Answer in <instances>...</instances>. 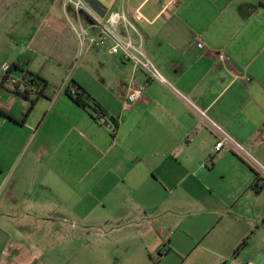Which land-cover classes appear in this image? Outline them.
Segmentation results:
<instances>
[{"label": "crops", "instance_id": "0c3cea01", "mask_svg": "<svg viewBox=\"0 0 264 264\" xmlns=\"http://www.w3.org/2000/svg\"><path fill=\"white\" fill-rule=\"evenodd\" d=\"M97 1L163 81L81 46L63 0H0V84L27 53L48 84L29 113L0 85V264H264V0ZM74 61L108 126L63 94Z\"/></svg>", "mask_w": 264, "mask_h": 264}, {"label": "built area", "instance_id": "2783aa9c", "mask_svg": "<svg viewBox=\"0 0 264 264\" xmlns=\"http://www.w3.org/2000/svg\"><path fill=\"white\" fill-rule=\"evenodd\" d=\"M63 1L64 9L70 6L77 14L78 24L75 25L70 23V27L81 46L87 43L91 48L107 47L111 55H120L134 67L144 71L149 77L158 81H163L162 76L143 50L142 39L137 28L127 19L123 10L107 11L105 16L101 18L91 9L85 0ZM216 56L221 63L228 61V56L223 51H218ZM9 68L10 65L2 66L1 79H6L11 85H17L20 83V78L14 77L9 72ZM243 80L247 84L250 82V78L248 77L243 78ZM135 99V93L127 98L130 103ZM125 106L127 107L128 105L126 104ZM202 115L204 114L202 113ZM223 137L221 141L216 143V150L222 148L224 141H228L234 145L238 152L245 154L243 147L239 143H236L228 136ZM160 252L164 255L166 250L160 249Z\"/></svg>", "mask_w": 264, "mask_h": 264}, {"label": "trees", "instance_id": "16d2710c", "mask_svg": "<svg viewBox=\"0 0 264 264\" xmlns=\"http://www.w3.org/2000/svg\"><path fill=\"white\" fill-rule=\"evenodd\" d=\"M32 59L33 55L27 53L21 56L16 63L10 65L9 72L12 75L15 71H19L21 75L20 83L17 85H11L3 78L1 79L0 84L1 86L9 84L14 93L29 102V109L27 113L30 112L32 107L40 98L45 97L44 90L48 87L47 82L43 78H41L38 74H34L29 71L28 66ZM21 85L23 86L22 88H20ZM63 94L69 97L76 106L90 114L94 120L98 122L106 120L107 115L102 106L75 82H71L70 85L64 89ZM110 126L113 130L117 129L118 124L114 118L110 119ZM207 161L211 162V159H208ZM255 188L256 190H260L261 186L256 183ZM157 254L159 257L163 256L160 250H158ZM158 260L159 258L157 261Z\"/></svg>", "mask_w": 264, "mask_h": 264}, {"label": "rangeland", "instance_id": "374dc122", "mask_svg": "<svg viewBox=\"0 0 264 264\" xmlns=\"http://www.w3.org/2000/svg\"><path fill=\"white\" fill-rule=\"evenodd\" d=\"M76 67H77V63H76V61H74L73 62V64H72V66H71V68H70V73H69V76H70V83L73 81V79H72V77H73V73H74V70L76 69ZM60 85V84H59ZM59 85L55 88V89H59L58 87H59ZM189 216V219H190V217H192V218H194L195 217V215L194 214H191V215H188ZM187 216V217H188ZM186 217V218H187ZM182 218V216H179V215H176V216H170L168 219H169V222L166 224V226L167 227H169L170 229H173L174 230V225L176 224H178L181 220ZM186 218H183L182 219V222L186 219ZM155 254V253H154ZM154 260H157L158 258H159V256L157 255V253L154 255ZM163 258V257H162ZM181 260L179 261V264H181Z\"/></svg>", "mask_w": 264, "mask_h": 264}, {"label": "water", "instance_id": "95a60500", "mask_svg": "<svg viewBox=\"0 0 264 264\" xmlns=\"http://www.w3.org/2000/svg\"><path fill=\"white\" fill-rule=\"evenodd\" d=\"M87 3L91 7V9L99 15L101 18H103L106 14L105 7L100 4L97 0H87ZM104 126H108L109 122L107 120H104Z\"/></svg>", "mask_w": 264, "mask_h": 264}]
</instances>
